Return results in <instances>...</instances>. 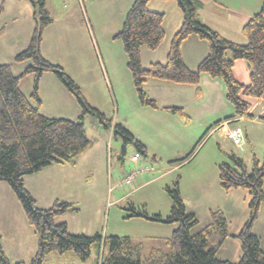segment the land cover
<instances>
[{"label": "rangeland", "instance_id": "374dc122", "mask_svg": "<svg viewBox=\"0 0 264 264\" xmlns=\"http://www.w3.org/2000/svg\"><path fill=\"white\" fill-rule=\"evenodd\" d=\"M213 1L221 4L222 7L223 5L229 7V10H252L254 14L259 12L262 7V0ZM81 2L84 5L83 9L77 4L78 0H47L45 7L51 19H55V22L49 26L50 28L44 34V42L46 46L53 47L50 41L57 33H61L59 40L65 49H62L60 53L66 50L65 62L69 63L67 60H72V55L75 53V56L83 62L82 65L84 64L85 74L92 79L87 82L89 83L88 86L90 84L96 85L99 90L94 105L100 109L96 106L94 108L96 107L107 118H111L125 127L146 147L147 155H139L133 145H128L125 154L121 156L122 140L114 137L112 135L113 129H110L112 134L110 135L109 147L112 150L110 166H108L103 147L104 143L102 145L99 142L98 129L108 136L110 134L109 130H105L94 116L86 115L80 120L81 110L75 99L71 100L66 95L67 90L54 73L45 72L39 83L38 96L42 101L39 112L48 117L83 122L85 136L91 141V145L84 153V157L81 158V167L78 165L80 163L79 159L74 167L79 168L81 172L79 176L82 175L83 177L85 175L89 177V181L93 178V184L96 182V187L93 186L95 189L92 190H88L89 187L83 189L82 185L76 182L74 195L67 203L74 202V207L78 211L59 216L56 218V222L65 221L68 232L72 234L93 235L99 233L102 236H128L134 242H141L144 246L141 260L143 264H146L150 247L157 246L166 250L164 240L170 237L171 232L177 225L149 221L140 217L127 218V216L130 215L133 206L137 210L144 208L149 216L160 214L165 219L171 206V199L165 191V187H170L175 181H178L180 195L186 211L194 213L198 221L191 233H196L210 223L211 212L222 211L230 236L218 250L217 257L233 263L237 262L241 249L239 240L235 239L234 236L239 233L248 219L250 197L248 192L243 189L223 190L219 185L218 165L228 162V155L235 154L243 158L247 171H251L253 159L250 153L255 152L254 157L260 161L263 159L264 127L250 126L247 124L248 119L244 123H233L234 125L238 124L243 133L247 130V134L250 136L256 135L254 150L252 138H250L248 149L245 147L244 140L242 147L245 150H243L242 147L238 148L222 137L220 132L212 133V131H209L208 128L212 126L217 118L223 119L228 115H234V109L227 101L225 88L224 106L217 108V112L207 118L206 113L215 108L213 107L214 98H211L209 103L201 104L206 101L205 95L201 97V91L205 88L204 85L202 87L199 85L200 90L197 91L200 100L197 99L196 101L194 95H191L193 97L190 96V99H188L187 107L192 105L194 108L190 115L191 120L190 118L185 119L184 125L181 123L170 126L163 123V121H155L147 117L144 112L139 110L140 101L127 67V56L121 41L115 38L122 27L125 14L133 0H87V2L81 0ZM34 3L33 0H0V64H10L14 75L19 74L29 65V61L16 63L14 58L26 49L33 33L35 16H37V6ZM148 8L151 11L164 14L165 37L155 51L148 50L146 47L140 48L141 64L145 68L149 67L151 63H156L159 55L161 58L158 59H161V61L158 62L163 63L165 61L163 55L166 50L168 53L173 38L172 35L180 28L181 24L178 27L179 23H182L181 12L175 1L151 0ZM69 11L73 12L68 13ZM82 23V26H86L89 31L93 46L91 50H94L96 54L98 69L95 68V65L92 66L89 63V56L85 57V53L86 56L89 55L86 47L84 48V55L82 54L83 40H85H82L79 34ZM190 37L197 41L192 40L187 43L186 57L189 58V52L194 48L201 50L203 46L206 50V56L208 53L207 42L199 40L193 35ZM58 53L53 57H59ZM226 57H230L229 52H227ZM103 61L106 64L102 69L105 77L102 76L99 66V62L103 63ZM98 73L100 74L98 75ZM25 77L26 79L22 82L21 87L24 94L29 97L32 91L33 77L32 75H26ZM105 80L108 81L109 88L111 86L113 89L119 109L113 105L108 93L104 92L107 90ZM147 82H158V79H148L142 86L147 97L151 100L152 98L147 93L152 84L148 85ZM221 82L223 83L222 80ZM70 96L72 95L70 94ZM31 101L34 102L32 99ZM102 154H104V157ZM135 155H138L136 165L130 162V158ZM107 156H110V151H108ZM91 164L94 167L97 166L96 170L85 172V166ZM136 169L140 172L139 177H136L132 184L121 187L122 185L119 184L126 175L131 170ZM28 176L24 177V183L25 178H29ZM42 178L44 180H38L36 176L30 177L25 184L27 190H34L35 193L37 192L41 196H37V207H39V204L43 206V209H47L58 200V202H63V199H66L64 197H67L69 191L73 189V185H71L73 181L71 182L66 169L64 171H54L53 174L46 171L43 173ZM107 179L113 187L109 194L107 192L109 190V188L107 189ZM85 181L87 180L85 179ZM82 183L84 184V178ZM104 184L106 189H103L104 192L98 199L90 195L89 198L84 197L89 192L100 190ZM115 185L116 187H114ZM100 199L101 204L99 203ZM251 232L259 238L260 247L264 251V202L260 204L257 219ZM0 244L10 264L18 262L31 264L37 250V235L33 227L27 222L17 197L8 183L3 181H0ZM97 257L96 248H92L90 257L86 261H80L71 252L64 255L53 252L47 255L44 264H97Z\"/></svg>", "mask_w": 264, "mask_h": 264}, {"label": "trees", "instance_id": "16d2710c", "mask_svg": "<svg viewBox=\"0 0 264 264\" xmlns=\"http://www.w3.org/2000/svg\"><path fill=\"white\" fill-rule=\"evenodd\" d=\"M33 1L37 6L35 27L26 49L14 58L16 63L29 61V65L19 75H14L10 64H0V181L8 183L22 206L27 222L37 235V250L31 264H44L47 255L53 252L59 255L71 252L80 261H86L92 248H96L98 253L97 264H143L141 253L144 246L141 242H134L128 236L69 233L66 223L56 222V218L77 209L72 204L58 201L47 209L39 208L25 187V176L37 173L47 166L67 164L74 167L91 145V141L85 136L82 121L48 117L39 112V83L42 75L48 71L55 74L75 99L81 110L80 120L91 115L105 129H113L114 137L122 140L123 154L128 145H133L141 156H146L147 153L146 147L125 127L112 124L111 118H107L86 101L80 87L61 66L42 56V33L50 24L51 17L43 0ZM150 1L134 0L125 14L120 31L115 35L121 41L127 56V67L139 101L152 108L156 107L142 88L148 79L198 86L200 76L206 74L223 81L227 101L234 109L232 118L251 116L248 113L252 100L264 101V0L260 11L253 14L242 27V35L246 40L243 44L224 39L200 22L198 12L203 6L201 1L164 0L176 2L182 13V23L173 35L165 62L152 63L145 68L141 64L140 48L155 51L165 37L164 14L149 10ZM192 35L206 41L208 45L207 55L195 69L186 66L181 54L182 43ZM227 52L230 53L229 58L226 57ZM236 60H244L248 65L247 84L240 83L233 75L232 67ZM26 75L33 77L30 98L19 87L20 79ZM165 109L184 119L188 118L182 108ZM228 159V162L218 165L220 187L223 190L243 189L250 197L248 219L234 236L240 242L239 260L233 263L217 257L218 250L230 236L222 211L211 212L210 223L196 233H191L198 221L194 213L186 211L179 182L175 181L172 186L165 187L171 199L169 214L165 219L159 215L149 216L144 208L137 210L133 206L127 216L177 225L170 237L164 240L166 250L157 246L150 247L146 264H264V251L260 247L259 238L251 232L260 204L264 202V154L261 161L253 158L251 171H247L243 159L235 154H230ZM0 264H10L1 244Z\"/></svg>", "mask_w": 264, "mask_h": 264}, {"label": "crops", "instance_id": "0c3cea01", "mask_svg": "<svg viewBox=\"0 0 264 264\" xmlns=\"http://www.w3.org/2000/svg\"><path fill=\"white\" fill-rule=\"evenodd\" d=\"M199 1H201L202 5H203L202 8L198 12V17H199V20L202 24H204L205 26H207L208 28H210L211 30H213L214 32H216L218 35H220L221 37H223L226 40L228 39V40H231V41L239 43V44L245 43L246 40L243 37L241 30H242L243 25L254 14L252 10L251 11L243 10V9H242V11H237V9L229 10V7L224 6V5L222 7L221 4H218V3L214 2L213 0H199ZM46 2H47V0H43L44 7L46 5ZM86 2H87V0H86ZM77 4L80 6V8H82V9L84 8V5L82 4L81 0H78ZM128 7H129V5H128ZM45 9H46V7H45ZM74 10L76 11L75 8H74ZM46 11H47V9H46ZM71 12H73V11H69L68 13H71ZM228 12H229V14L227 15ZM181 17H182V13H181ZM181 20H182V18H181ZM54 22H55V19H51L50 24L47 27H45V29H44V33L42 36V42H41V48H40L41 54L45 59H47L51 63H54V64L61 66L64 69V71L67 73V75L80 87L81 93L84 96V98L86 99V101L91 106L94 107V106H96V105H94L95 104L94 102H96L95 99H96V95L99 93V90H98V88H96V85L90 84L88 86L89 83H87V82H90L92 79L85 74L84 64L82 65L83 62L75 56L76 55L75 53H73V55H72V60H67L69 63L65 62V58L67 56L66 50H64L62 53H60V51H62V49H65L59 40V38H61V33H57L56 36L50 41L53 44V47H51L50 45L46 46V44L44 42L45 41L44 34L50 28L49 26L53 25ZM180 24H181V22L179 23L178 27L180 26ZM82 25H83V23L81 24L80 29H79V31H80L79 34L81 35L82 40L85 39V40H83V53L82 54L84 55V48L86 47V50L88 49V51H89V55L86 56V53H85V57L89 56L90 57L89 63H91L92 66L95 65V68L98 69V64H97L98 61H97L96 56H95L96 54H95L94 50H91V48H93V46H92V43L90 40L89 31L87 30L86 26H82ZM173 32H175V31H173ZM173 32H172V34H173ZM192 40H193V38H191L189 36L182 43L181 54H182V58H183L184 63L186 64V66L190 69H195L197 67L198 63L201 61V59L205 56L206 50H205L204 46H203V49H201V50L200 49L196 50L194 48L192 51L189 52V54H190L189 58L190 59L188 57H186L185 52H186V49L188 48L187 43H189V41H192ZM193 41H197V40H193ZM84 43L86 44L85 46H84ZM52 51H53V53H52ZM56 53H58V55H60V56L59 57H53V55H55ZM83 55H82V57H83ZM166 55H167V50H166L165 54L163 55V58H165V60H166ZM54 58H56V59H54ZM158 58H161L160 55H159V57H157V62L161 61V59H158ZM164 62L165 61H163V63ZM189 62H192V63H189ZM158 63H160V62H158ZM105 65L106 64L104 61H103V63L99 62V66H100V70H101L100 72H101L102 76H104V77H105V75H104L102 69L104 68L103 66H105ZM191 66H193V67H191ZM232 72H233L235 79L237 81H239L240 83L247 84L249 82V68H248L247 63L244 60H236L233 64ZM19 74H17V75H19ZM99 74L100 73H98V75ZM205 75L206 74L201 75V77H200L201 84L199 82L198 86L180 85V84H173V83H168V82L166 83L165 81H160V80H158V82H147L148 85H151V84L153 85V88H152V85L150 86L151 88H150V90H148L147 94L153 99L156 107L152 108L146 104L139 102V110L144 112V114L147 117H149L155 121L160 120V121H163V123L169 124L170 126L171 125L174 126L176 124L179 125L181 123H183V125H184L185 124L184 118L179 116L177 113H172V112L168 111L165 108H171V107L182 108L183 111L185 110L184 113L187 115L188 119L190 118V120H191L190 115L192 114V110H193L194 106L191 105L190 107H187L186 104L188 102V99H190L191 95H194V98L196 101H197V99H199V95L197 94V87L200 90L199 85H201V87H202V85H204L205 88L201 91V93H202L201 97L203 95H205L206 101L202 102L201 104L204 105V103H209L211 101V98H214L213 107L215 109H212L208 113H206L207 118H208L210 115L215 114L217 112L216 111L217 108H220V106H222V105L224 106L223 100H224L225 87H224L223 83L221 82V80L215 79V78H210L208 75L207 76H205ZM24 79H26V77H22L20 79V84H19L20 90L22 91L23 94H24V91H23L21 85H22V82L24 81ZM105 81L107 84V88H106L107 90H105L104 92L106 94L108 93V95L112 99L113 105L117 106V109H119V105L115 99L113 89L110 86V88H111V92H110L109 83L107 80H105ZM221 83H222V86H221ZM30 95H31V93H30ZM30 95H29V97H30ZM66 95H68V97H70L71 100L73 99V96H70L68 91H67ZM191 97H193V96H191ZM39 99H40V96H39ZM31 102L33 104H35V102H33V101H31ZM41 103H42V101L40 99V104L37 105L38 109L41 106ZM108 106H109V104H108ZM97 108H99V107H97ZM248 114H250L251 116H242V117L232 118L233 114H231V115H228V117H224L223 119L217 118L212 123V126L209 127L208 129H210L209 131H212V128L215 126V124L222 122V121H225V120L232 121V125H234L233 124L234 122H236V123L243 122L244 123L246 121V119H248L247 124H249L250 126L264 127V119H263L264 118V101L263 100H252V107H251ZM112 123L113 124H120V123H116L115 120H112ZM105 130H108V129H105ZM98 131L100 134L99 142L102 145L104 143L103 147L105 150L107 165L110 166L109 162L111 159V150L112 149H111V147H109V145L111 142L110 135L112 133L109 130L110 134L108 136V135H105L103 132H100L101 130L98 129ZM215 132H217V131H215ZM244 132H245L244 135H245V147H246V149H248V144L250 142V138H252L253 139L252 146H253V150H254L255 149L254 144H255V140H256V135L250 136L249 134H247V130ZM212 133H214V132L212 131ZM205 134H203V135H205ZM112 135L114 136V134H112ZM220 135L222 137H224L221 132H220ZM106 139H107V141H105ZM108 148H110V156H107ZM242 148H243V150H245L244 147H242ZM146 151H147V149H146ZM85 153H86V151H85ZM122 155H124V154L121 152V156ZM146 155H147V153H146ZM250 155L253 159V158H255L254 156L256 154H255V152L254 153L252 152V153H250ZM102 156L104 157V154H102ZM82 157H84V154L79 158V161H80V163H78L79 167H81V165H82V160H81ZM101 162H103V161H101ZM137 162H138V160H137ZM137 162L134 164L136 165ZM179 164H181V163H179ZM102 165H103V163H102ZM96 168H97V166L94 167L91 164V165L85 166L84 170H85V172H90L93 169L96 170ZM64 169H66V172L69 175L71 182L73 181V184H71V185H73V189H71L72 191H69V194L67 195V197H64L66 199H63V202L64 201L69 202V199L72 198L71 196L74 195V189H75L74 186H75L76 182L80 183L82 185L83 189L86 187H89L88 190L95 189L94 187H96V182L93 184V178L90 179V181H89V177H87L85 175H83V177H82V175L79 176V174L81 173L79 168L66 166L65 164H52L50 166L43 168L39 172L28 176V177L30 178V177L36 176L37 179L39 180V179H43L42 175L46 171L49 172L50 174H53L54 171H64ZM82 170H83V167H82ZM132 171H136L137 172L136 177H139L140 172L138 171V169L131 170L129 173H131ZM129 173L127 175H129ZM136 177L133 180H135ZM29 178H25V184ZM83 178H84V184L82 183ZM66 179L68 180V178H66ZM85 179L87 181H85ZM107 181H108L107 189L109 188V190H107V192L109 194V192L112 190L113 187H111L109 179H107ZM118 183H117V185H118ZM123 186H125V185H122L121 187H123ZM114 187H116V185ZM263 188H264V184H263ZM103 189H106L105 184L100 188V190H98V191L94 190L91 193L89 192L84 197L89 198V195H90L91 197L98 199L99 196L104 192ZM28 191L36 201L37 196L39 194L37 192L35 193L34 190L32 191V190L28 189ZM76 197H78V196H76ZM74 200H76V199H74ZM101 202L102 201L100 199L99 203L101 204ZM71 204L73 206L75 205L74 202ZM38 206L40 208H43V206H40L39 204H38ZM77 211H78V209H77ZM77 211H74V212H77ZM159 216L162 218V216L160 214H159ZM64 223H65V221H64ZM240 256H241V254H240Z\"/></svg>", "mask_w": 264, "mask_h": 264}, {"label": "built area", "instance_id": "2783aa9c", "mask_svg": "<svg viewBox=\"0 0 264 264\" xmlns=\"http://www.w3.org/2000/svg\"><path fill=\"white\" fill-rule=\"evenodd\" d=\"M212 131L221 132L222 135L227 140H229L233 145H235L238 148L242 147V145L244 144L245 136L242 128H240L238 125H232V122L229 120L218 123L217 125L214 126ZM137 160H138V155H135L134 157L130 158V161L133 163H136ZM136 174H137L136 171H132L122 180L121 183L123 185H130L133 179L136 177Z\"/></svg>", "mask_w": 264, "mask_h": 264}, {"label": "water", "instance_id": "95a60500", "mask_svg": "<svg viewBox=\"0 0 264 264\" xmlns=\"http://www.w3.org/2000/svg\"><path fill=\"white\" fill-rule=\"evenodd\" d=\"M34 2H35V1H34ZM35 3H36V2H35ZM35 3H34V4H35Z\"/></svg>", "mask_w": 264, "mask_h": 264}]
</instances>
